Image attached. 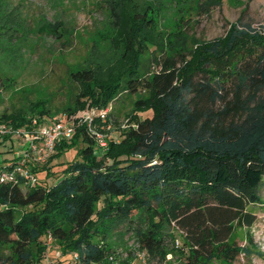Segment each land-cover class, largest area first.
Masks as SVG:
<instances>
[{"label": "trees", "instance_id": "16d2710c", "mask_svg": "<svg viewBox=\"0 0 264 264\" xmlns=\"http://www.w3.org/2000/svg\"><path fill=\"white\" fill-rule=\"evenodd\" d=\"M106 3L110 21L103 37L119 57L104 77L91 68L72 69L78 92L59 111L103 108L121 93L144 91L131 116L136 126L119 143L111 139L98 158L94 137L80 125L47 161L75 148L78 159L55 181L37 177L49 167L31 164L33 186L19 178L0 183V264H40L48 234L63 254L77 253L69 257L73 264H111L96 238L134 221L138 226L128 231L150 256L164 258L163 226L175 223L185 232L188 264H231L247 251L229 242L234 225L251 226L247 208L261 203L264 34L236 22L224 36L188 47L182 28L167 35L158 29L144 0ZM155 50L166 54L152 70ZM222 64L227 67L218 73ZM143 112L150 116L139 118ZM49 115L40 100L28 112L2 113L0 121L27 126Z\"/></svg>", "mask_w": 264, "mask_h": 264}, {"label": "rangeland", "instance_id": "374dc122", "mask_svg": "<svg viewBox=\"0 0 264 264\" xmlns=\"http://www.w3.org/2000/svg\"><path fill=\"white\" fill-rule=\"evenodd\" d=\"M144 1L153 7L151 16L158 29L167 35L175 26L182 28L188 47L193 40L207 42L224 36L231 24L236 22L249 24L264 34V0H222L212 7L204 6L206 0ZM109 21L106 0H0V115L28 112L31 105L40 100L47 103L51 115L45 119L33 118L28 125L43 124L65 114L59 110L78 92V86L69 75L72 69L91 68L104 77L115 66L120 51L103 37ZM165 54L155 50L152 70L158 69ZM226 67L222 64L216 70L223 73ZM145 96L144 91L121 93L103 108L86 104L77 112L90 108L108 110L107 120L95 123V130L106 135L108 147L111 139L119 143L124 131L136 126V122L131 120V116L135 115L134 104L138 97ZM137 116L149 117L150 113H137ZM10 146L8 142L0 145L2 166L7 164L14 152L21 151L17 142H14L12 150ZM107 147L96 146L95 155L101 158ZM74 159H78L75 148L59 159L44 163L43 166L50 168L49 173L38 172L37 177L50 184ZM257 193L261 203L247 208L253 215V224L234 225L229 242L247 251L239 254L231 264H264V181ZM129 226L136 227L138 223L125 222L112 228L106 236L96 238L98 244L107 248L109 263L142 264L139 257L142 249L135 234L128 231ZM163 231L164 258L150 256L146 252L145 263L188 264L184 230L175 223H165ZM70 256L69 253L63 254L62 249L52 243L40 264H73Z\"/></svg>", "mask_w": 264, "mask_h": 264}, {"label": "built area", "instance_id": "2783aa9c", "mask_svg": "<svg viewBox=\"0 0 264 264\" xmlns=\"http://www.w3.org/2000/svg\"><path fill=\"white\" fill-rule=\"evenodd\" d=\"M108 117V110L90 108L70 115H57L50 121L39 125L14 126L0 121V143L8 142L12 150L14 142H17L21 149L13 153L5 166H0V183L16 182L19 178L24 181L25 186H33L36 183V175L32 171L31 164L46 163L55 153L57 145L63 141H70L80 125L85 126L88 133L94 137L98 148H106V135L95 130V123L98 120L105 122ZM51 244L52 238L48 234L44 242L47 250ZM71 255L73 259L78 257L77 253ZM139 257L142 264H146L145 250L140 251Z\"/></svg>", "mask_w": 264, "mask_h": 264}]
</instances>
